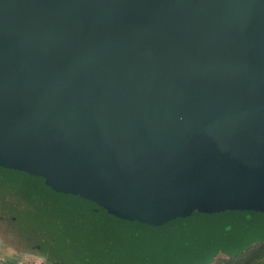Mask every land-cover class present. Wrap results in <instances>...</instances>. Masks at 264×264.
Here are the masks:
<instances>
[{
  "label": "water",
  "instance_id": "obj_1",
  "mask_svg": "<svg viewBox=\"0 0 264 264\" xmlns=\"http://www.w3.org/2000/svg\"><path fill=\"white\" fill-rule=\"evenodd\" d=\"M128 111L170 161L98 196L101 236L151 264L264 240V0H0V164L81 188L104 163L90 135Z\"/></svg>",
  "mask_w": 264,
  "mask_h": 264
},
{
  "label": "flooded vegetation",
  "instance_id": "obj_2",
  "mask_svg": "<svg viewBox=\"0 0 264 264\" xmlns=\"http://www.w3.org/2000/svg\"><path fill=\"white\" fill-rule=\"evenodd\" d=\"M131 113V111L125 113L122 116V122L118 123V127L114 128L113 131H109L107 134L90 135L91 140L88 143L92 149L97 151L96 156L99 160L104 163H98L97 166L94 165L98 173L91 172V178L85 179L81 188L79 186L75 187L76 191L80 193L75 195L77 197H69V204L75 207L80 206L82 213L86 212L87 216L96 215L97 211L100 214L99 204L101 201L98 199L100 195L103 200L104 197H110L113 194L116 196L120 192H129L132 187L133 192H135L138 186L137 183L149 182V184L156 186L161 178L166 177V169L162 170L165 168H162V166L165 165L167 158L170 161V155H166L161 148H167L166 144L171 140V137L170 139L158 137V140H153L152 138H147L148 131H144L143 129L145 128L140 131L137 127L138 131H132L137 129L135 123L137 124V121H142L144 118L140 119V117ZM132 123L134 126L130 130ZM182 127L183 124L181 123L177 126L179 129ZM218 140L210 137V140L205 142L221 155L218 148L221 150L223 143L220 142L221 138H218ZM152 142L155 144L151 145ZM167 149L169 151L172 150L170 147ZM102 157H106L105 161L101 160ZM166 164L168 166L170 162ZM0 190H5L7 193L12 194L11 213L9 214L12 223L20 220L24 223L28 237H43L44 244L48 242L53 244V241H55L54 245H56V241L67 230L68 220L63 211L57 207L52 197H44L41 202L30 205L25 182L16 174H13L4 184H1ZM130 192L133 193L132 191ZM96 193L97 195H95ZM17 213L18 217L15 216ZM96 221L99 226V219ZM55 235L56 237H51ZM60 248L61 246L58 247V250L61 251V256L67 259V256L63 254ZM218 253L225 254L227 257H236L229 256L225 250L218 251L214 257ZM63 263L74 264L68 260Z\"/></svg>",
  "mask_w": 264,
  "mask_h": 264
},
{
  "label": "rangeland",
  "instance_id": "obj_3",
  "mask_svg": "<svg viewBox=\"0 0 264 264\" xmlns=\"http://www.w3.org/2000/svg\"><path fill=\"white\" fill-rule=\"evenodd\" d=\"M11 196V193L0 190V249L6 252L8 245L15 252L13 256H10L11 251L8 252L9 255H2L4 258L0 257V264H64L65 260L56 245L49 242L44 244L43 237H28L22 221L16 220L15 223L10 221ZM71 209L73 216L78 213V207L73 206ZM84 213L86 215V212ZM15 216L18 217V213ZM100 230L102 227L98 226L96 237H73L68 248L71 258L69 256L68 258L78 261L79 264H130L133 259L141 257L134 253L135 246L127 243L126 237H103ZM149 245L151 246L150 241ZM136 248L142 249L138 245ZM155 248L160 250L161 245ZM6 255L8 257H5ZM263 259L264 244L258 242L236 257L218 255L209 264H261ZM137 260L138 263L135 264H151L148 260Z\"/></svg>",
  "mask_w": 264,
  "mask_h": 264
},
{
  "label": "trees",
  "instance_id": "obj_4",
  "mask_svg": "<svg viewBox=\"0 0 264 264\" xmlns=\"http://www.w3.org/2000/svg\"><path fill=\"white\" fill-rule=\"evenodd\" d=\"M13 174L18 175L24 180L30 205L41 202L44 197H52L57 207L63 211L68 220V227L59 237L58 241H56V246H61L60 249L63 254L67 256V259L63 257L64 260L72 261L73 259H70L71 257L68 254V248L72 242V238L96 237V230L98 227V222L96 220L100 219L98 211L96 215L92 214L87 216L82 213L81 207L77 206L78 213L73 216L71 213V208H73V206L69 204V197H77L75 195L80 193L75 189L78 184L71 177L68 178L61 174L47 172L42 168L32 166L28 162L12 161L11 163L0 164V185L4 184ZM99 211L101 212L100 209ZM51 237H56V235ZM259 241H262V239ZM254 242H257V240L250 241L246 244H237L232 248L226 249L225 252L229 256H237L248 250ZM53 244H55V241H53ZM68 256L70 258H68ZM137 259L147 261V258L144 257H139ZM137 259H133L130 264L138 263ZM213 259L214 257L208 260H198L190 264H209ZM72 263L79 264L78 261H72ZM261 264H264V259Z\"/></svg>",
  "mask_w": 264,
  "mask_h": 264
},
{
  "label": "crops",
  "instance_id": "obj_5",
  "mask_svg": "<svg viewBox=\"0 0 264 264\" xmlns=\"http://www.w3.org/2000/svg\"><path fill=\"white\" fill-rule=\"evenodd\" d=\"M258 242H261V243L264 244V242H262V241H258ZM258 242H256V243H258ZM0 243H1V240H0ZM0 248H1V247H0ZM250 248H251V247H250ZM250 248H249V249H250ZM6 249H7L6 252L1 251L2 249H0V257H1L2 255L4 256L5 254L9 255V254H8L9 251H11V252H10V253H11L10 256H13V254H14V252H15V251L13 250V248L11 249V248H9L8 245H6ZM245 252H246V251H245ZM243 253H244V252H243ZM7 255H6L5 257H8ZM218 255H221V256H225V257H227V255L222 254V253H218L216 256H218ZM239 255H240V254H239ZM3 256H2V257H3ZM216 256H215V257H216ZM237 256H238V255H237ZM215 257H214V258H215ZM3 258H4V257H3ZM3 258H1V259H3Z\"/></svg>",
  "mask_w": 264,
  "mask_h": 264
}]
</instances>
